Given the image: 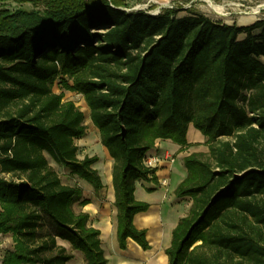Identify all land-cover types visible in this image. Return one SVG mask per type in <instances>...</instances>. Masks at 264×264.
I'll return each mask as SVG.
<instances>
[{
	"label": "trees",
	"instance_id": "trees-1",
	"mask_svg": "<svg viewBox=\"0 0 264 264\" xmlns=\"http://www.w3.org/2000/svg\"><path fill=\"white\" fill-rule=\"evenodd\" d=\"M8 3L33 9H0V235L14 242L3 264H68L74 255L58 239L86 264L108 263L100 231L74 210L90 200L47 158L104 188L100 159L78 157L86 117L54 92L58 79L84 97L114 162L122 250L129 239L150 248L134 225L149 209L135 198L137 182L157 180L144 160L158 140L188 146L193 125L208 153L184 160L175 195L192 205L173 231L169 264H264V18L153 17L127 12V0H0ZM44 219L55 234L41 236Z\"/></svg>",
	"mask_w": 264,
	"mask_h": 264
},
{
	"label": "crops",
	"instance_id": "crops-1",
	"mask_svg": "<svg viewBox=\"0 0 264 264\" xmlns=\"http://www.w3.org/2000/svg\"><path fill=\"white\" fill-rule=\"evenodd\" d=\"M187 140L188 146L185 147L170 140H158L148 156L162 158L171 155L175 161L174 163L163 162L157 169L156 181L137 182L136 184V200L149 205L146 212L139 213L134 218L135 227L138 230L147 231L146 237L150 246L147 251L131 239L127 241L126 250L120 248L117 237V209L112 176L114 162L101 144L99 131L92 125L87 128L85 137L75 141L78 145L89 147V151L96 153L87 154V156H97L100 159L94 168L98 170L104 188L97 193L90 184L82 181L85 188L79 187L83 191V198L90 200V204L81 208L79 213L89 214L90 225L100 231L102 249L107 264H169L166 252L171 246L173 231L180 220L188 214L192 205L190 198L181 199L175 195L178 186L188 175L184 160L193 153L208 152L207 139L193 125L189 127ZM163 181H166V186L162 184ZM9 236L12 237V235ZM57 241H60V243L57 242L58 245L68 249L65 241L60 239ZM68 245L71 246L69 243Z\"/></svg>",
	"mask_w": 264,
	"mask_h": 264
},
{
	"label": "rangeland",
	"instance_id": "rangeland-1",
	"mask_svg": "<svg viewBox=\"0 0 264 264\" xmlns=\"http://www.w3.org/2000/svg\"><path fill=\"white\" fill-rule=\"evenodd\" d=\"M153 0H127L126 10H134V9H142L146 10L147 8L155 6L150 4ZM160 2L161 4H168L173 6L175 10H177L178 16L183 17L188 14H197L204 15L213 21L233 25L236 24L238 26H248L253 24L259 19L264 18V0H155ZM213 3L216 6H219L223 10V14L216 13L210 6ZM3 7H7L8 9L15 10L19 7L31 10L33 6L31 4H26L24 6H18L14 3H8L5 6L0 5V9ZM187 8V9H186ZM42 9V7L40 8ZM255 11H258V14H255ZM98 32V31H94ZM69 83L72 85V81L69 80ZM54 92L57 94H64V101H72L76 104V106L85 114L86 120L85 125L87 128L92 127V122L90 121V111L86 105L85 99L82 95L68 91L62 88L61 79H58L54 85ZM78 145V143H76ZM79 146V159H83L87 154H96L95 151H89V147ZM208 150V149H207ZM208 153V152H207ZM49 163L51 167L59 174L62 183L67 186H80L81 188H85L82 182L83 180L73 176L70 174L69 170H66L60 166H58L50 156L47 155ZM105 162V157L103 159V164ZM93 188V187H92ZM94 189V188H93ZM82 207L78 204H75L74 210L76 213H79ZM1 210V209H0ZM41 236H45L47 234H55L57 232L56 227L50 222L49 219H44L42 222V226L39 230ZM60 243V241H57ZM67 248V252L69 254L74 255V259L70 261L68 264H86L85 258L83 254L79 251H73L71 246L68 245V242H64ZM13 239L11 236H1L0 235V264H3V257L5 253L9 250L13 249ZM60 246V245H59ZM56 252H53L55 254ZM130 254H133L129 252ZM51 255V254H50Z\"/></svg>",
	"mask_w": 264,
	"mask_h": 264
},
{
	"label": "built area",
	"instance_id": "built-area-1",
	"mask_svg": "<svg viewBox=\"0 0 264 264\" xmlns=\"http://www.w3.org/2000/svg\"><path fill=\"white\" fill-rule=\"evenodd\" d=\"M150 4H153L155 6V8L150 7V8H147L146 10L134 9L132 11L126 10V9L125 10L127 12H144L150 16H153V17L159 16L165 10H175L173 8V6H170L168 4H161L160 2L155 1V0H153ZM165 161H169L170 163H174L175 159L171 155H167V156H164L162 158L159 156H147L146 159L144 160V165L150 169H158L163 164V162H165ZM162 184L164 186L167 185L166 181H163Z\"/></svg>",
	"mask_w": 264,
	"mask_h": 264
},
{
	"label": "bare ground",
	"instance_id": "bare-ground-1",
	"mask_svg": "<svg viewBox=\"0 0 264 264\" xmlns=\"http://www.w3.org/2000/svg\"><path fill=\"white\" fill-rule=\"evenodd\" d=\"M206 1L210 2L209 0H206ZM210 5H211L210 7H211L216 13L221 14V15L223 14V10H222L221 7L216 6V5H214L213 3H211ZM258 13H259L258 11H255V14H258Z\"/></svg>",
	"mask_w": 264,
	"mask_h": 264
}]
</instances>
